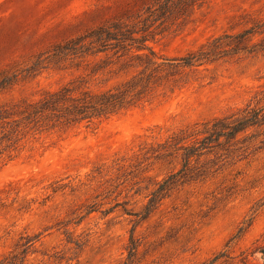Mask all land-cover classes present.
<instances>
[{"label": "rangeland", "instance_id": "obj_1", "mask_svg": "<svg viewBox=\"0 0 264 264\" xmlns=\"http://www.w3.org/2000/svg\"><path fill=\"white\" fill-rule=\"evenodd\" d=\"M152 0H0V104L40 98L75 75L22 72L53 45L108 20H136ZM264 20V0H209L184 28L152 42L176 57L209 39ZM264 34L256 35L260 40ZM264 86V55L241 54L200 67L181 91L90 127L44 135L0 166V261L22 236L40 234L24 264H264V150L219 174L174 189L146 219L149 194L180 166L153 149L174 130L246 105ZM139 214V215H138ZM257 240H259L257 242ZM248 254V256H247ZM247 256L246 259L243 257Z\"/></svg>", "mask_w": 264, "mask_h": 264}, {"label": "trees", "instance_id": "obj_2", "mask_svg": "<svg viewBox=\"0 0 264 264\" xmlns=\"http://www.w3.org/2000/svg\"><path fill=\"white\" fill-rule=\"evenodd\" d=\"M209 0H152L136 20L116 18L53 45L24 69L27 74L45 69L70 70L74 77L40 98L0 104V166L27 148L33 151L44 135L90 127L133 108L175 94L191 83L200 67L241 54L264 55V20L237 33L209 39L182 56L157 51L152 42L163 31L184 28ZM18 78L0 79L4 88ZM264 150V86L249 102L212 120L196 122L169 133L153 149L156 158H177L180 166L149 194L140 213L146 219L162 200L185 184L204 182L231 162ZM139 215V214H138ZM17 251L0 264H24L40 234L22 236ZM259 240H257L258 242ZM140 247L134 234L123 264H132ZM260 252L256 244L251 253ZM248 256V254H247ZM247 256L243 257L246 259ZM222 255L203 264H215Z\"/></svg>", "mask_w": 264, "mask_h": 264}]
</instances>
